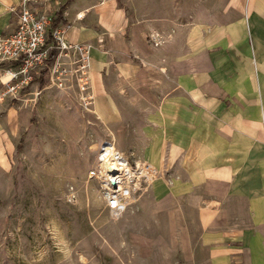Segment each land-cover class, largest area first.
I'll return each instance as SVG.
<instances>
[{
    "label": "crops",
    "instance_id": "obj_1",
    "mask_svg": "<svg viewBox=\"0 0 264 264\" xmlns=\"http://www.w3.org/2000/svg\"><path fill=\"white\" fill-rule=\"evenodd\" d=\"M157 1L171 6L157 14L140 0L48 6L71 24V40L93 45L95 108L103 120L128 129L123 100L151 105L128 148L168 166L170 203L166 234L137 239L143 254L135 264H264V0H197L182 15L175 12L180 0ZM20 2L0 0V34L15 30ZM152 32L162 38L158 46ZM41 80L30 98L58 107L48 100L70 97ZM3 90L0 81V177L9 179L33 101L24 97L19 105L14 99L21 98Z\"/></svg>",
    "mask_w": 264,
    "mask_h": 264
},
{
    "label": "rangeland",
    "instance_id": "obj_2",
    "mask_svg": "<svg viewBox=\"0 0 264 264\" xmlns=\"http://www.w3.org/2000/svg\"><path fill=\"white\" fill-rule=\"evenodd\" d=\"M140 1L156 14L171 6ZM196 1L180 0L175 12L186 13ZM25 90L31 91V86ZM31 96L26 95L33 101L31 126L22 132L10 159V178L0 177V264H135V254H143L136 240L167 232L168 166L158 165L160 176L138 191L118 216L105 207L101 186L90 171L97 168L100 145L106 140L132 161H148L128 147L151 105L136 96L123 100L131 110L127 129L120 121L103 120L96 98L92 110L85 111L73 94L48 100L62 103L58 107ZM14 101L22 105L25 100Z\"/></svg>",
    "mask_w": 264,
    "mask_h": 264
},
{
    "label": "built area",
    "instance_id": "obj_3",
    "mask_svg": "<svg viewBox=\"0 0 264 264\" xmlns=\"http://www.w3.org/2000/svg\"><path fill=\"white\" fill-rule=\"evenodd\" d=\"M50 0H21L16 9L13 32L0 34V81L3 96L24 98L37 79L75 95L85 111L92 110L95 90L92 75L93 45L69 37L71 24L57 21ZM150 39L162 42L157 32ZM160 168L149 161H132L111 141L100 145L98 166L90 171L101 186L105 207L115 216L129 207L133 196L160 176Z\"/></svg>",
    "mask_w": 264,
    "mask_h": 264
}]
</instances>
